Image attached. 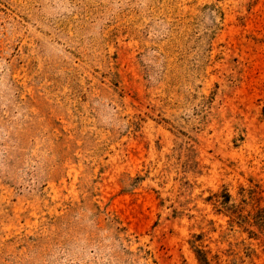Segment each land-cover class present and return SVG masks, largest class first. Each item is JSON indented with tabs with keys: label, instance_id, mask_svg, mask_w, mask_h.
<instances>
[{
	"label": "rangeland",
	"instance_id": "obj_1",
	"mask_svg": "<svg viewBox=\"0 0 264 264\" xmlns=\"http://www.w3.org/2000/svg\"><path fill=\"white\" fill-rule=\"evenodd\" d=\"M230 208H264V0H0V264H264Z\"/></svg>",
	"mask_w": 264,
	"mask_h": 264
},
{
	"label": "trees",
	"instance_id": "obj_2",
	"mask_svg": "<svg viewBox=\"0 0 264 264\" xmlns=\"http://www.w3.org/2000/svg\"><path fill=\"white\" fill-rule=\"evenodd\" d=\"M231 215L236 217L240 222L246 221L250 223V221H252V223L258 228L264 225V208H259L255 213L247 214L246 216L239 214L237 209L230 208V217ZM239 221L236 223H239ZM199 260L201 263L203 261L204 264H208L206 260H201V258H199Z\"/></svg>",
	"mask_w": 264,
	"mask_h": 264
}]
</instances>
